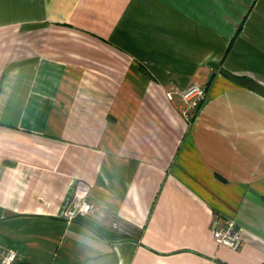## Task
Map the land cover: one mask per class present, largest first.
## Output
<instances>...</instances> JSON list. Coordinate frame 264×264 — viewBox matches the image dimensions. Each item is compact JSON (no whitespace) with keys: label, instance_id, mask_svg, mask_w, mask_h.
Masks as SVG:
<instances>
[{"label":"crops","instance_id":"1","mask_svg":"<svg viewBox=\"0 0 264 264\" xmlns=\"http://www.w3.org/2000/svg\"><path fill=\"white\" fill-rule=\"evenodd\" d=\"M0 244L13 264H264V0H0Z\"/></svg>","mask_w":264,"mask_h":264},{"label":"built area","instance_id":"2","mask_svg":"<svg viewBox=\"0 0 264 264\" xmlns=\"http://www.w3.org/2000/svg\"><path fill=\"white\" fill-rule=\"evenodd\" d=\"M207 88L201 83H192L187 88L179 91L182 106L181 110L185 117L190 115L191 110H198L201 106L202 100L206 95ZM169 98L173 99L174 92H167ZM89 195V187L78 186L74 192L72 199L69 202V209L66 210L65 215L73 218L78 214H87L91 210L92 204L87 200ZM212 231L215 240L218 244L228 245L232 249H239L243 243L242 229L238 226L234 218L223 217L216 215L212 222ZM18 252L13 248H6L0 244V264H13L18 257Z\"/></svg>","mask_w":264,"mask_h":264},{"label":"rangeland","instance_id":"3","mask_svg":"<svg viewBox=\"0 0 264 264\" xmlns=\"http://www.w3.org/2000/svg\"><path fill=\"white\" fill-rule=\"evenodd\" d=\"M227 50H229V48ZM220 72L225 78L231 79L232 81H235V82H240L242 80L241 78H243L240 75H236V74L226 70L224 67L221 68ZM231 75H233V77ZM224 77H222V78L224 79ZM234 87L235 86H234L233 83H231L227 79H224V82H223V85H222L223 89H221V90L222 91H229L232 88L235 90V88H237V87H235V88ZM207 92H206V95H205L204 99L202 100V103H200L201 106L199 107L198 110H196V113H194L192 116L191 115L188 116V118L190 119L191 123L195 122L198 119V116H200V111H201L202 107L204 106V103L207 100V95H208ZM223 94H226V93H223ZM190 113H191V111H190Z\"/></svg>","mask_w":264,"mask_h":264},{"label":"trees","instance_id":"4","mask_svg":"<svg viewBox=\"0 0 264 264\" xmlns=\"http://www.w3.org/2000/svg\"><path fill=\"white\" fill-rule=\"evenodd\" d=\"M233 77V75H231ZM230 76V77H231ZM235 78V77H234ZM90 226V228L95 231L97 233V235L99 234L100 236L104 237V238H109V239H114L115 235L112 234L111 232H109L108 230H106L105 228L99 226V225H95V224H88Z\"/></svg>","mask_w":264,"mask_h":264}]
</instances>
